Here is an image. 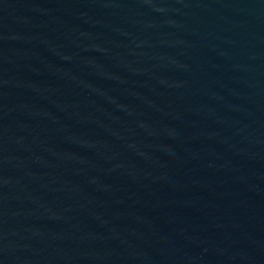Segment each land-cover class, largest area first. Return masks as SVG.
I'll use <instances>...</instances> for the list:
<instances>
[{
  "label": "water",
  "instance_id": "1",
  "mask_svg": "<svg viewBox=\"0 0 264 264\" xmlns=\"http://www.w3.org/2000/svg\"><path fill=\"white\" fill-rule=\"evenodd\" d=\"M0 264H264V0H0Z\"/></svg>",
  "mask_w": 264,
  "mask_h": 264
}]
</instances>
